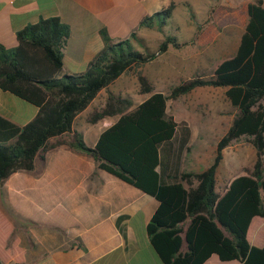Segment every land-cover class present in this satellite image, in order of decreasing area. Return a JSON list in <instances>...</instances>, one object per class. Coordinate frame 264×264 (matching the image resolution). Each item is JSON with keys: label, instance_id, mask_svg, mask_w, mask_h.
Returning a JSON list of instances; mask_svg holds the SVG:
<instances>
[{"label": "trees", "instance_id": "trees-1", "mask_svg": "<svg viewBox=\"0 0 264 264\" xmlns=\"http://www.w3.org/2000/svg\"><path fill=\"white\" fill-rule=\"evenodd\" d=\"M171 7L143 17L140 27L164 32ZM103 47L80 74L59 72L63 48L70 36L68 24L54 15L41 17L16 32L17 44H0V89L35 105V116L18 128L10 144L0 142V183L16 171H32L37 156L66 141L74 151L90 155L98 168L141 189L158 202L146 225L151 246L162 264H202L212 253L222 260L240 264H264V246L250 245L246 232L251 218L264 217V4L253 0L246 5V21L235 50L218 59L211 74H195L170 88L154 92V85L140 70L169 46L180 48L176 34L165 33L157 49L143 53L130 38L114 40L100 29ZM133 38L137 40L135 32ZM134 71L139 93L149 96L135 107L114 94L109 86L123 73ZM225 88L224 94L236 109L226 132L215 145L212 163L201 172H180L163 182L157 167L161 145L175 135L178 123L168 112V100L178 99L197 87ZM100 90L104 104L89 121L119 115L105 128L93 146L73 130L78 113ZM57 138L55 142L51 140ZM245 138L255 150V160L244 174L235 176L223 192L216 190V169L223 150ZM12 227L0 211V264L11 258L22 262L14 245L5 249ZM185 243V249L183 245Z\"/></svg>", "mask_w": 264, "mask_h": 264}, {"label": "crops", "instance_id": "crops-1", "mask_svg": "<svg viewBox=\"0 0 264 264\" xmlns=\"http://www.w3.org/2000/svg\"><path fill=\"white\" fill-rule=\"evenodd\" d=\"M157 1L112 0L108 4V0H0V44L15 46L18 30L41 17L56 15L70 27L58 75L80 74L104 45L101 28H106L114 40L125 38L131 30L121 34L114 26L123 22L128 13H133L130 29L136 28L143 17L160 9H156ZM160 2L159 5H166L165 0ZM158 75L161 80L158 85L156 79H148L154 85V92L166 94L165 72ZM134 90L140 96L136 101L130 98L132 93H113L127 98L131 109L149 96L139 93L137 80ZM105 99V91L100 90L74 120L73 130L82 134L88 146H93L100 133L119 117L88 120ZM37 110L35 105L0 89V142H14L17 129L28 123ZM171 114L178 127L172 140L161 145L160 164L156 168L161 180L167 183L175 173L201 172L212 163L215 146L207 145L211 142L209 139L215 140L213 133L217 130L211 123L186 118L179 121L175 111ZM69 135L59 137L62 143L43 152L44 158L37 156L32 171L13 172L0 183V211L12 227L5 249L15 244L22 257L19 264H162L146 233V225L159 202L98 168L90 155L71 149L66 143ZM193 145L197 146L193 148ZM224 150L215 175L218 192H223L235 176L244 174V171L229 174L230 165ZM246 237L250 245L264 246V217L251 218ZM6 264L16 262L11 258ZM202 264L240 262L222 260L212 253Z\"/></svg>", "mask_w": 264, "mask_h": 264}, {"label": "rangeland", "instance_id": "rangeland-1", "mask_svg": "<svg viewBox=\"0 0 264 264\" xmlns=\"http://www.w3.org/2000/svg\"><path fill=\"white\" fill-rule=\"evenodd\" d=\"M111 1L108 0V4ZM165 1V6L159 5L160 0L157 1L160 7L156 6L159 10L171 7L172 17L168 19L164 32L140 26L130 29L134 20L133 13H128L125 20L114 26V29L121 34L131 30L122 39L130 38L134 47L143 53L155 51L165 33L176 34L179 42L186 43L180 48L169 46L166 52L157 54L153 60L140 67L151 81L156 79L157 85L161 82L158 74L164 71V91L167 94L171 87L195 74L208 77L218 59L233 53L246 21V5L253 0ZM133 32L137 35V40L133 38ZM135 81V72L129 71L109 86V89L114 93H132L130 98L136 101L140 96L134 90ZM224 91L223 87H197L178 99L168 100V112L175 111L179 121L186 118L217 126L213 133L215 140L209 139L211 142L207 145L213 148L236 113ZM196 146L193 145V148ZM224 157L230 165L229 174L233 171L238 173L253 165L255 150L247 139L240 138L225 148Z\"/></svg>", "mask_w": 264, "mask_h": 264}]
</instances>
